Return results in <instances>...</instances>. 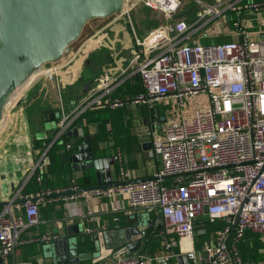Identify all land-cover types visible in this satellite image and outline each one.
Returning <instances> with one entry per match:
<instances>
[{"label":"built area","instance_id":"obj_1","mask_svg":"<svg viewBox=\"0 0 264 264\" xmlns=\"http://www.w3.org/2000/svg\"><path fill=\"white\" fill-rule=\"evenodd\" d=\"M131 1V9L141 5L161 14L165 23L142 38L132 33L133 50L126 67L114 77L103 73L96 90L76 113L59 115L54 141L86 109L168 105L174 112L162 136L152 140L160 169L151 179L127 180L117 152L113 159L119 174L110 184L80 189L72 181L61 189L40 190L19 200L15 196L0 210L1 258L21 245L57 241V234L23 240L20 233L38 224L39 206L69 200L107 199L115 210L145 209L160 214L164 249L161 255L151 259L136 253L109 259L98 252L96 264L169 260L174 256L172 249L181 241L186 243L192 264H199L201 259L192 249L193 227L195 218L205 214L209 222L222 220L225 227L213 243L205 245L203 264H241L236 246L246 231L264 240V29H223L230 26L227 12L261 14L264 1ZM188 2L198 8L191 23L176 19ZM124 12L123 9L119 15ZM220 34L239 40L209 45L201 42ZM45 66L12 92L4 105L2 120H7L38 81L49 82L61 69L58 63ZM132 76L139 77L141 92L111 96L116 87ZM167 113L170 116L168 110ZM47 150L39 154L27 179L35 171L44 172L49 164ZM234 217L237 222L231 232ZM84 232L93 236L99 233L91 228H84ZM230 233L227 252L224 242Z\"/></svg>","mask_w":264,"mask_h":264},{"label":"crops","instance_id":"obj_2","mask_svg":"<svg viewBox=\"0 0 264 264\" xmlns=\"http://www.w3.org/2000/svg\"><path fill=\"white\" fill-rule=\"evenodd\" d=\"M207 2H212L214 0H205ZM184 8V7H183ZM182 8V9H183ZM196 9V13L198 8L193 6ZM193 8H190L189 12L181 13L179 17L186 20L187 23H191L192 19L195 18V12ZM235 15H227L226 19L230 26H226L223 29H234L239 31V24L238 19L240 18V30L249 31V30H256V29H264V13L256 14L251 12H235ZM233 23L236 26H233ZM115 24V23H113ZM113 24H109L110 27ZM119 24V23H118ZM222 32V31H221ZM93 35L90 37L86 43L81 47L82 52L81 54H92L100 50L101 48H105L109 51V53L104 50L101 52V56L105 59V65H108V69H112L113 73H119L121 69H124L127 63L124 65L123 60L116 59L115 50L110 48V45H105V41L108 40V36L102 34L101 36ZM219 36H228L220 34ZM124 37V38H123ZM213 37V38H217ZM235 36L230 35L229 38L234 39ZM213 38H204L202 41H207ZM237 38V37H236ZM123 41H126L127 50L125 53L126 59L130 54L129 50L132 52V48L128 46L131 42L126 39V35L124 34L121 38ZM120 39V40H121ZM116 40H113V42ZM133 41V40H132ZM201 41V42H202ZM128 42V43H127ZM117 43V42H116ZM203 43V42H202ZM133 44V42H132ZM119 47V46H118ZM119 52V50H118ZM130 52V53H131ZM99 55V54H98ZM98 55L96 57H98ZM79 61V62H78ZM128 61V60H127ZM84 60L81 61V63ZM80 60L76 57L71 59L70 61H61L60 66L61 69L58 71L55 80L52 79L49 82H43L40 88H33L30 90L28 96L21 101V103L12 110L10 115L8 116L7 120L0 119V210L3 206L17 196L18 200L20 197L25 196H32L34 195L37 190L29 189V192L26 193L24 190L29 179H27L28 172L32 168L34 162L38 158L40 152L34 148V140H44V139H52L51 143L54 142L55 134L54 130L57 129V121L54 122H46L43 119L44 114L53 113L55 116H58V113L48 111V108L54 107L55 110H61L63 107L64 109L70 108L67 116H72V112L82 106L87 99L93 94L96 90L93 89V81H89L88 84L91 87L88 90V94L85 95V91H82L84 94H80V98L75 100H66L61 97V93L66 89L62 87V75L68 76L69 80L76 79L81 72V65ZM88 64V62H87ZM118 75V74H117ZM91 78L88 75L85 78ZM89 80V79H88ZM53 83L56 85V88L53 87ZM120 86V85H119ZM51 87V88H50ZM117 88V87H116ZM115 88V89H116ZM76 93V92H75ZM77 97V93L74 94ZM153 107L158 108V123L151 122L148 118L147 109L148 107H144L142 111L139 109V106L132 108V131L133 139L128 138L122 144L124 145V149L122 150L118 148H108L106 144L100 145H93L91 142V151L93 154V158L95 160H99L101 158H109L113 157L117 152L120 153L121 156V166L122 170L126 175L127 180L136 181V180H146L153 178V175L160 169L161 164L159 158L153 153L152 151V140L157 136H162L163 128L165 125H162L166 122L168 117L167 110H169L168 105L164 104H157L153 105ZM60 112V111H59ZM144 112V113H143ZM143 113V114H142ZM41 120L37 121L35 116H39ZM166 118V119H164ZM164 119V121H163ZM163 121V122H161ZM76 120L72 122L68 130H78L79 128L83 131V136L90 137L94 135L91 131V128H87L88 132L82 127L85 123H82V126H78L75 124ZM49 123V124H48ZM71 139L70 143L68 144L69 147L74 145L76 147L75 153H78V147L83 144L82 136H71L68 137ZM90 140V138H89ZM92 140V141H93ZM91 141V140H90ZM67 149V148H66ZM73 153V154H75ZM65 159V156L63 157ZM114 160V159H113ZM71 170L74 175V182L78 185V182L81 183H91L93 184V188L97 185V179L95 176L94 169H87L80 167L81 161L78 163L72 164L70 160ZM117 163L114 161V164L109 166V170L111 173L112 182H114L119 174V168L117 167ZM74 166V168H72ZM104 172V171H103ZM113 203L107 199H99V200H69L66 202H62V207L64 211L65 223L62 224L60 222H56L54 224H47L46 225V232L44 235L47 234H57L59 239L57 240L62 241L63 239H68L67 242V251L70 249L75 248V238L74 236L77 233H84V228H91L93 230H98L99 233L97 236L94 235L96 239V252L94 254H81L78 252L79 255L83 256H91V259L82 261L81 264L84 262L92 260V263L95 262L97 257L99 256L100 252L101 255L104 257H108L109 259H113L117 256H123V254H119L114 257V255L119 252L123 248L125 239L123 231L131 230L135 228V220L134 218L136 215L142 214L147 215L148 220H157L158 212L157 211H147L145 209H118L115 210L113 208ZM146 217V216H145ZM84 220L90 221L92 224L96 225L95 227H89L84 224ZM161 220V219H160ZM38 223H44L39 221ZM204 222H200L197 225V230H195V237L193 239L192 249L193 251L199 256L201 261L199 264H203L205 259V254L203 249L197 250L195 249V240L198 234H202L205 228ZM155 226L153 227V231L150 234V237L146 241H141V245L138 250L146 247L147 243L150 239L159 238L162 235V230L155 231ZM71 227V230L68 232L67 228ZM29 227L25 228L20 233V238L23 240L30 239L31 234L26 232ZM260 239L262 244L264 240L261 238L260 235L252 233ZM24 236V237H23ZM215 238L210 242L213 243L216 239ZM54 242V241H52ZM49 243H41L40 246V253L34 256V262H17L15 261L14 253L3 257L0 264H54L56 253L57 255H65L64 253V245L60 244L58 248H49L48 245L52 244ZM108 243V244H107ZM209 243V244H210ZM30 244V243H29ZM206 244V245H209ZM100 246V250H99ZM137 250V251H138ZM78 251V250H77ZM137 251L133 252L132 254H136ZM164 249L159 255L163 253ZM187 248L185 241L179 242V245L172 249V253L174 256L166 260L170 264H176L177 258H185L186 260L182 259V264H192V261L187 256ZM99 252V254H98ZM264 248H260L258 253L243 256L241 260V264H264ZM259 258V259H258ZM152 259V258H151ZM151 264H161L159 261L153 260Z\"/></svg>","mask_w":264,"mask_h":264},{"label":"water","instance_id":"obj_3","mask_svg":"<svg viewBox=\"0 0 264 264\" xmlns=\"http://www.w3.org/2000/svg\"><path fill=\"white\" fill-rule=\"evenodd\" d=\"M125 2L126 0H0V119L12 92L45 65L63 61L70 52L71 45L80 38L88 23L122 14ZM238 21L240 30V19ZM147 113L151 122H159L158 108L148 107ZM58 118L53 113L43 116L46 122H54ZM64 134L67 137L83 138L78 153L69 157L70 162L74 164L81 161L80 167L94 169L97 179L95 187L110 184L112 178L109 166L114 164L113 157L95 160L90 148L93 136H83L81 128L67 130ZM147 218L145 214L136 215L135 228L123 231L124 243L127 244H124L114 257L123 253L130 256L137 251L141 241L149 239L155 224V231L162 230L160 214L157 220ZM199 221L209 222L206 214L195 218L194 230L198 229ZM236 222L237 217H234L231 232ZM70 230L71 227H68L67 231ZM230 236L231 233L224 242L227 252ZM67 242L66 238L48 245V249L64 245L65 255L56 253L54 264H81L82 261L91 259V256L79 255L76 246L67 251ZM182 259L187 261L180 257L177 258L176 264H182ZM1 260L0 257V262ZM159 262L170 264V261L164 259Z\"/></svg>","mask_w":264,"mask_h":264},{"label":"trees","instance_id":"obj_4","mask_svg":"<svg viewBox=\"0 0 264 264\" xmlns=\"http://www.w3.org/2000/svg\"><path fill=\"white\" fill-rule=\"evenodd\" d=\"M252 2H262L264 0H250ZM138 7L147 8L139 5ZM150 10V9H148ZM152 11V10H151ZM154 12V11H153ZM235 12L229 11L227 15L234 16ZM162 22V20L160 19ZM232 30V29H231ZM234 30V29H233ZM239 39L234 37V39L229 38V36H219L217 38H213L207 41H202L203 44H223L229 42H236ZM107 49L101 48L100 51ZM141 84L138 76H132L124 81L120 86L112 91L111 96L113 97H123L126 95H135L141 92ZM145 106H139V109L142 111ZM132 108H121L116 110H110L108 108H90L83 111L78 118L76 119L75 124L78 126H82L84 122L85 125L82 126L86 132H88L87 128H91V131L94 135L93 145L106 144L108 148L113 147L118 149H124V145L122 144L126 139L132 138L133 134L130 129L132 128ZM144 113V112H143ZM142 113V114H143ZM58 120V119H56ZM55 120V121H56ZM57 130H54V133ZM52 139H40L34 140V148L37 149L40 153L44 151L46 148L47 156L49 157V164L44 170V172L40 173L35 171L33 175L30 177L25 191L29 192L31 188L33 191L37 190H57L64 187H67L71 184L72 181L75 180L73 172L70 167L69 157L75 153L76 147L71 144L70 148L66 149V145H68L71 141L70 138L63 134L58 140L51 143ZM127 150V149H124ZM65 156V159L63 157ZM119 168V166L117 165ZM91 183H81L78 182V187L80 189H88L92 187ZM36 192V193H37ZM38 220L44 223H38L35 226L29 227L26 232L30 233L31 238H38L45 234L47 228V224H54L56 222H60L62 224L65 223L64 211L62 207V202H51L46 203L38 208ZM84 224L89 227H95L96 225L92 224L90 221L84 220ZM225 227V222L222 220L208 222L205 224L204 232L202 234H198L195 240V249L201 250L206 244H209L217 235ZM96 228V227H95ZM24 237V236H23ZM75 246L79 253L87 255L94 254L96 252V239L93 234H84L77 233L75 236ZM41 243L32 242L30 244H25L18 246L14 249L13 253L15 256V261L17 262H34V256L40 253ZM162 235L159 238H151L147 243L146 247L137 251V254L145 255L149 258H156L159 256L162 251ZM260 248H264V243L258 239L257 236L246 231L241 240L238 242L236 249L238 255L243 258V256H249L258 253ZM12 253V254H13ZM264 256V255H263ZM259 259V258H258ZM32 262V263H33ZM83 264H96V262L92 263V260L84 262Z\"/></svg>","mask_w":264,"mask_h":264},{"label":"rangeland","instance_id":"obj_5","mask_svg":"<svg viewBox=\"0 0 264 264\" xmlns=\"http://www.w3.org/2000/svg\"><path fill=\"white\" fill-rule=\"evenodd\" d=\"M131 2H132L131 0H126L123 8L125 10L123 15H116L108 19L93 20L84 27L80 38L74 44L71 45L70 52L63 60V62L64 61L68 62L73 58L76 59L77 57L80 60L79 65H81L82 69L80 75L73 80H69L68 76L62 75L61 78L62 87L67 89L61 93V97H63L64 99L66 98V100L73 99L76 101L75 98L79 99L80 94H84V93L85 95L88 94V90L91 87V85L88 84L89 81L91 80L93 81V89L95 90L99 85V79L103 73H107L110 77H114L117 74H119V73H113L112 69H108V65L107 64L105 65L104 63L105 59L103 58V55L102 56L100 55L101 54L100 50L92 54H81L83 48L82 46L86 43V41L90 37H92L93 35L101 36L102 34L108 36V40L105 41L106 43L105 45L108 46L110 45V48L114 50L116 48L115 51L117 52H115V54L117 55L115 56V58L117 60L118 59L123 60V63L125 65L130 55L128 56V59H126L125 53L127 50V46L125 43L126 41H123L121 39L122 36L124 34L126 35V39H128L131 42L130 44H128V46L132 48L133 47L132 33H134L138 38H142L145 37L153 29L165 23L166 19L157 12H153L148 9L146 10L138 6H135L131 9ZM193 6H194L193 3L188 2L184 6V8L178 12V17L176 19H181L179 15H182L181 13L189 12L190 8H193ZM193 11L195 12V14H197L195 8H193ZM160 19L162 20V22L160 21ZM109 24H113V25L108 27ZM113 40H116L117 43L115 41L113 42ZM130 52L131 51L129 50L128 54H130ZM97 55L98 57H96ZM82 60H84V62L81 63ZM58 65H60V63H58ZM87 75L91 77L88 78L89 80L87 79V77L85 78V76ZM41 85H42V81H38L35 85V88H40ZM52 88H56V85L54 83ZM82 91L85 92L82 93ZM75 92L78 94L77 97L74 95L76 94ZM168 107H169L168 111L170 116H168V120L162 125H166L169 122L171 115L174 112V109L171 106ZM47 110L58 113V117L59 115L62 117L63 115L67 116L70 108L64 109L63 107L61 110H57V109L55 110L54 107H51L48 108ZM76 110H74L72 114L76 113ZM33 118H35L37 121L41 120L40 115L35 116Z\"/></svg>","mask_w":264,"mask_h":264},{"label":"flooded vegetation","instance_id":"obj_6","mask_svg":"<svg viewBox=\"0 0 264 264\" xmlns=\"http://www.w3.org/2000/svg\"><path fill=\"white\" fill-rule=\"evenodd\" d=\"M164 119H166V118H164ZM164 119H163V120H164Z\"/></svg>","mask_w":264,"mask_h":264}]
</instances>
